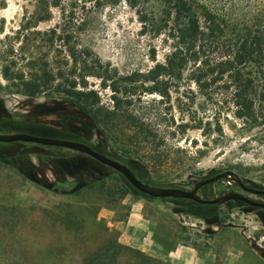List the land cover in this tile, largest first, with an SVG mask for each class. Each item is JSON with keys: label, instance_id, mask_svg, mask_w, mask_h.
<instances>
[{"label": "rangeland", "instance_id": "obj_1", "mask_svg": "<svg viewBox=\"0 0 264 264\" xmlns=\"http://www.w3.org/2000/svg\"><path fill=\"white\" fill-rule=\"evenodd\" d=\"M45 15L39 0H0V99L24 121L2 123L0 132L38 131L71 136L69 128L60 123L57 108L58 104L66 102L53 92V88L29 97L19 85L22 80L39 75L37 61L47 51L40 41L42 34L55 27L61 18L60 11L54 8L48 18L44 19ZM79 16L83 18L77 34L79 48L95 55L100 63L114 70L117 77L132 72L146 73L155 62L163 61L166 50L162 42L140 34L134 10L124 2L92 7L80 11ZM152 51L156 54L155 61ZM6 74L13 75L14 79L5 78ZM16 76H22V80ZM86 80L102 101L110 102V91L102 89L100 79L88 77ZM159 80L167 84V96L144 93L142 97L146 103H161L149 104L148 122L152 125L153 142L140 148L138 157L143 159L145 169L131 164L135 173L144 180L148 176L157 184L189 189L195 181L214 173L213 169L222 168L234 172L247 183L264 185V127L249 126L233 119L230 111L219 112L216 106L205 101V92H199L186 75L178 82L177 90L171 79ZM213 91L216 92L213 96L217 97L219 90ZM190 100L195 102L193 107L188 106ZM48 108H56V115L44 114ZM215 118L221 123L216 124ZM31 122L37 125L27 124ZM96 135L105 142L101 134ZM116 148L113 143L107 147ZM34 156H56L58 161H67V164L74 161L71 156L61 157L57 152L35 146L0 145V264H76V251L71 250L73 244L80 242L83 248L92 250L104 239L100 231L105 225L99 215L101 209H114L117 218H124L125 210L117 207L128 184L118 173L89 163L103 178L85 186L88 188L77 195L58 194L37 185L10 164L11 159ZM77 162L81 165L80 160ZM215 188L224 189L226 184H217ZM107 189L113 192L112 198L103 194ZM160 201L164 202L163 211L172 217L168 221L161 219L160 223L168 229L173 226L176 235L183 234V244L202 248L218 231H236L233 241H223V246H237L238 242L244 250L238 264H262L251 252L252 248L264 251V229L253 214L235 207L210 211L186 202ZM202 215H215V219L206 223ZM67 228L68 231L79 230V236L70 234ZM253 233L261 238L254 241ZM249 240L258 248L253 244L252 247ZM257 254L262 253L258 251Z\"/></svg>", "mask_w": 264, "mask_h": 264}, {"label": "trees", "instance_id": "obj_2", "mask_svg": "<svg viewBox=\"0 0 264 264\" xmlns=\"http://www.w3.org/2000/svg\"><path fill=\"white\" fill-rule=\"evenodd\" d=\"M39 1L46 11L44 19L52 8L60 11L61 18L55 27L42 34L40 41L47 51L37 61L39 75H32L26 81L22 76L15 78L22 80L19 85L29 97L53 88L65 102L78 107L94 123L107 147L110 143L118 147L109 152L129 168L133 164L145 169L138 153L144 145L153 142L149 104L155 106L161 102L146 103L142 97L144 93L167 96V84L159 80L163 77L174 81L173 88L177 90L178 82L186 75L199 92H205V101L219 112L230 111L233 119L264 127V0ZM121 2L134 10L140 34L160 39L165 47L163 61L155 62L146 73L132 72L117 77L114 70L89 51L80 49L77 43L83 25L80 11ZM155 56L152 51L153 61ZM4 76L10 79L13 75ZM88 77L103 82L102 89L110 91L109 103L102 101L98 92L88 85ZM148 83L152 85L145 87ZM212 88L219 90L217 97L213 96L216 92ZM194 104L190 100L188 106ZM215 122L220 124L221 120L215 118ZM142 181L166 186L150 181L148 176ZM52 188L58 194L77 195L88 187L63 181L56 182ZM126 188L121 193L123 196L127 193L144 196L131 186ZM103 194L106 198L113 197L109 189ZM100 228L104 239L92 250L83 248L80 242L72 245L76 264H168L120 244L117 232L105 225ZM78 231L68 232L79 236Z\"/></svg>", "mask_w": 264, "mask_h": 264}, {"label": "flooded vegetation", "instance_id": "obj_3", "mask_svg": "<svg viewBox=\"0 0 264 264\" xmlns=\"http://www.w3.org/2000/svg\"><path fill=\"white\" fill-rule=\"evenodd\" d=\"M58 105H59L57 106V108L59 109L58 114L61 115L60 123L64 124L65 127L69 128L68 132L71 136H66V135L63 136V134L62 136L61 134L60 135L40 134L38 133V131L37 132L16 131V132H0V133H27V134L36 135V136L75 141V142H79V143L87 145L92 150L100 154H103L109 158L117 160L109 152V149H107L106 143L103 140H101L99 136L96 135L97 133L100 135V132L98 131L94 123L91 121V119L85 113H83L78 107L68 102H66L65 104H58ZM55 110L56 108H48L43 113L50 115V116H53V115L55 116L56 115ZM17 113L18 112L13 113L10 109H8V107L5 106L1 102V99H0V124L5 123V122H17V123L23 122L24 123L23 119L16 117ZM27 124H29L30 126L37 125L33 122L27 123ZM0 145L1 146H13V145L35 146V147H39L43 149L44 151L57 152L58 154H60L61 157L71 156L74 161H69V164H67V161H64V162L58 161L59 159L56 156L55 157H36L34 156L33 158H30V159H22V157L21 158L18 157L16 158V161L15 159L10 160L8 158V160H10V164H12L18 172L22 173L26 178L34 181L37 185H40L50 191L52 189H55L52 187L56 182H63V181L77 182L79 186L85 187L103 178V176L99 174V172L95 171L94 168H92V166L89 163L100 166L108 171L115 172L108 166L101 164L100 162L89 157L88 155L77 153L69 149H61V148H56V147H44L40 145H35V144H30V143H21V142H14V143L0 144ZM20 154L21 153L17 155H20ZM77 160L81 161V165L78 164ZM22 162L25 164H20ZM59 163L61 164V166L58 165ZM213 170H214V173L210 172L212 174H208L204 178L195 181L194 183H192L189 189H184V188L173 186V185H166L165 187L178 188V189L189 191L198 182L204 181L206 179L219 175L223 172H227V171L232 172L228 169H222V168H218V170L217 169H213ZM132 171L135 174V176L142 181V178H140L135 173L134 170ZM232 173L235 175L234 180L227 181L226 179L222 178L214 182H211L209 184H206L199 188V190L197 191V195L203 200H214L218 196H223L227 193H233V194H239L251 202L258 203V204H264V194H255V193H251L244 189V188H247L250 190L264 192V185L247 183L245 180L241 179L234 172ZM237 181H239L240 183H238ZM222 183L226 184V188L224 189L215 188V185L222 184ZM128 186L130 185L128 184ZM205 193H208L207 194L208 196ZM163 200H168V201H173V202H186V203L198 206L200 208L208 209L210 211H212V209L214 208H221V207H227V208L235 207L239 209L242 208V210L245 211L246 213L253 214L256 218V221L264 229V208L250 205L241 200H237V199L228 200L222 204H217V203L216 204H198L194 201L187 200V199L168 198V199H163ZM202 216L206 218L205 220L206 223H211L210 222L211 218L215 219V215L214 216L213 215L211 216L202 215ZM262 234H263L262 236L263 238L264 230ZM253 235L255 236L253 238L254 241H256V238L257 239L261 238L257 236L255 233H253ZM253 240H249L252 247L253 245H255L254 242H252ZM255 246L258 248L257 245ZM252 249L256 254L258 253V251L262 253L260 255L259 254L257 255L264 261V251L260 249L257 250L255 248H252Z\"/></svg>", "mask_w": 264, "mask_h": 264}, {"label": "crops", "instance_id": "obj_4", "mask_svg": "<svg viewBox=\"0 0 264 264\" xmlns=\"http://www.w3.org/2000/svg\"><path fill=\"white\" fill-rule=\"evenodd\" d=\"M164 202L138 194L127 193L117 208L125 210L119 219L114 209H101L103 224L117 232L118 242L168 264H238L244 250L237 246H223V241L232 242L233 232L213 234L202 248L183 244L173 226L165 228L160 220L172 218L163 211ZM103 212V213H102ZM259 262L264 261L251 250Z\"/></svg>", "mask_w": 264, "mask_h": 264}, {"label": "water", "instance_id": "obj_5", "mask_svg": "<svg viewBox=\"0 0 264 264\" xmlns=\"http://www.w3.org/2000/svg\"><path fill=\"white\" fill-rule=\"evenodd\" d=\"M14 142H21V143H30L35 145H40L44 147H56L61 149H69L71 151L88 155L89 157L93 158L94 160L100 162L101 164L108 166L119 175H121L125 181L138 193L144 195L147 198L151 199H187L194 201L198 204H222L228 200H241L245 203L250 205H254L257 207L264 208V204H258L245 199L243 196L239 194L227 193L223 196H218L214 200H203L197 195V191L200 187L214 182L219 179H226L227 181H232L235 179V175L232 172H223L219 175L206 179L204 181L198 182L194 185V187L189 190H182L178 188H171V187H161L151 185L149 183H145L138 179L133 171L125 164L120 161L114 160L109 158L103 154H100L85 144L63 140V139H56L50 137H43V136H36L27 133H0V144H9ZM240 183L239 181H237ZM241 185V184H240ZM244 188V187H243ZM245 190L255 193V194H264L262 191H255L244 188Z\"/></svg>", "mask_w": 264, "mask_h": 264}]
</instances>
